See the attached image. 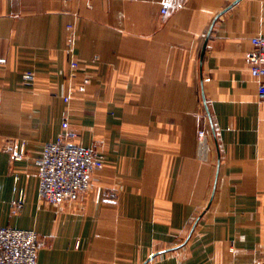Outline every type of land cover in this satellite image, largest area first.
Instances as JSON below:
<instances>
[{
	"label": "crops",
	"instance_id": "0c3cea01",
	"mask_svg": "<svg viewBox=\"0 0 264 264\" xmlns=\"http://www.w3.org/2000/svg\"><path fill=\"white\" fill-rule=\"evenodd\" d=\"M258 36L264 0H0V226L36 230L38 264H264ZM65 115L106 165L50 203Z\"/></svg>",
	"mask_w": 264,
	"mask_h": 264
},
{
	"label": "built area",
	"instance_id": "2783aa9c",
	"mask_svg": "<svg viewBox=\"0 0 264 264\" xmlns=\"http://www.w3.org/2000/svg\"><path fill=\"white\" fill-rule=\"evenodd\" d=\"M167 12V5L162 9ZM75 35L69 41L71 57L70 77L77 75L80 61L73 55ZM253 48L248 53L251 73L264 79V37L252 39ZM5 59L0 58V63ZM26 84L33 85L36 73L24 72ZM259 98L264 101V82L259 86ZM69 101V98H66ZM80 134L70 128L68 115L64 116L62 131L55 141L43 145L36 160L39 179V196L50 203L74 202L90 189L96 168L106 165V161L96 155L93 149L76 143ZM21 155H16L20 159ZM20 203L23 198L20 196ZM40 236L34 229L0 226V264H38Z\"/></svg>",
	"mask_w": 264,
	"mask_h": 264
}]
</instances>
